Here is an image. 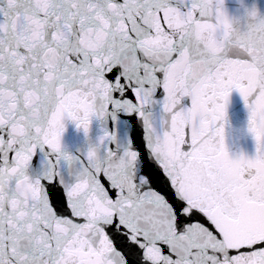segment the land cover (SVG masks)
I'll use <instances>...</instances> for the list:
<instances>
[{"label":"snow or ice","instance_id":"1","mask_svg":"<svg viewBox=\"0 0 264 264\" xmlns=\"http://www.w3.org/2000/svg\"><path fill=\"white\" fill-rule=\"evenodd\" d=\"M233 89L250 157L225 144ZM116 113L140 142L104 127L82 158L62 151L65 118L87 136ZM0 264H264V15L0 0Z\"/></svg>","mask_w":264,"mask_h":264},{"label":"water","instance_id":"2","mask_svg":"<svg viewBox=\"0 0 264 264\" xmlns=\"http://www.w3.org/2000/svg\"><path fill=\"white\" fill-rule=\"evenodd\" d=\"M253 6L261 15H264V0H224V7L230 16L242 17L245 9H251ZM241 28H243V21H241ZM158 107V105L154 106L156 110ZM248 116L249 111L243 98L237 90L233 89L227 100L224 121L225 144L230 156L243 153L250 157L255 154V141L247 130ZM64 123L65 130L61 136L62 151L81 158L90 147L96 145L97 137L104 127L109 131H115L120 140L135 136L137 142H140L144 136L142 122L134 116L129 118L123 113H116L115 120L111 116L102 120L93 118L87 136L71 119L65 118ZM42 159L43 153L38 152L31 161V168L38 169ZM61 194V192L53 193L54 196Z\"/></svg>","mask_w":264,"mask_h":264}]
</instances>
